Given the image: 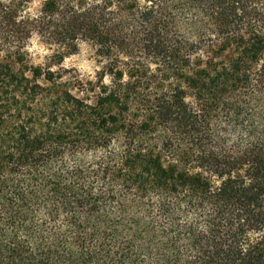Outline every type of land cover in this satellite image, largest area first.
Masks as SVG:
<instances>
[{
  "label": "trees",
  "instance_id": "16d2710c",
  "mask_svg": "<svg viewBox=\"0 0 264 264\" xmlns=\"http://www.w3.org/2000/svg\"><path fill=\"white\" fill-rule=\"evenodd\" d=\"M31 1H0V264H264V0ZM34 34L90 43L82 97L19 66Z\"/></svg>",
  "mask_w": 264,
  "mask_h": 264
},
{
  "label": "rangeland",
  "instance_id": "374dc122",
  "mask_svg": "<svg viewBox=\"0 0 264 264\" xmlns=\"http://www.w3.org/2000/svg\"><path fill=\"white\" fill-rule=\"evenodd\" d=\"M6 1V0H0ZM42 0H32L28 5L27 13L34 15L38 12ZM76 50H60V62L54 58V49L48 48L37 35L26 42L23 62L19 66L32 65L46 68L50 66L53 71L60 72V83L70 84V91L75 96L82 94L75 88L77 81L85 84L88 81H96V72L99 70L98 57L90 43L79 41ZM105 83L108 79L104 80ZM74 84V85H73ZM74 86V87H73Z\"/></svg>",
  "mask_w": 264,
  "mask_h": 264
}]
</instances>
